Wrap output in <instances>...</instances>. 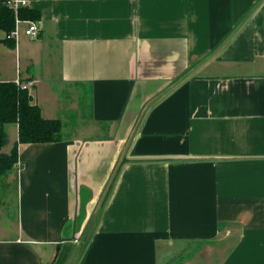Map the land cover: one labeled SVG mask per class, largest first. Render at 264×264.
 <instances>
[{"label":"crops","instance_id":"1","mask_svg":"<svg viewBox=\"0 0 264 264\" xmlns=\"http://www.w3.org/2000/svg\"><path fill=\"white\" fill-rule=\"evenodd\" d=\"M24 6L0 80L62 139L18 144L0 264H264V0Z\"/></svg>","mask_w":264,"mask_h":264},{"label":"trees","instance_id":"2","mask_svg":"<svg viewBox=\"0 0 264 264\" xmlns=\"http://www.w3.org/2000/svg\"><path fill=\"white\" fill-rule=\"evenodd\" d=\"M39 19L40 13L36 9L21 5L14 8L7 4V0H0V30L4 32L0 44L14 47L15 39L10 34L17 20ZM7 123L17 124V140L9 153H0V174L16 165L19 143H49L62 139L59 119L44 118L27 90L19 88L13 81L0 80V149L6 141L4 125ZM176 264L182 263L178 261Z\"/></svg>","mask_w":264,"mask_h":264},{"label":"built area","instance_id":"3","mask_svg":"<svg viewBox=\"0 0 264 264\" xmlns=\"http://www.w3.org/2000/svg\"><path fill=\"white\" fill-rule=\"evenodd\" d=\"M25 0H8L7 4L10 6H13L14 8H17V6L21 5L24 6ZM19 20L16 21V24H18ZM39 26L36 21H27L26 28L24 29V34L30 38H35L39 33ZM17 35V27L11 32L10 36L15 39ZM14 83L21 89H25L27 91L30 90L32 86V82H22L19 77H16L14 80Z\"/></svg>","mask_w":264,"mask_h":264},{"label":"rangeland","instance_id":"4","mask_svg":"<svg viewBox=\"0 0 264 264\" xmlns=\"http://www.w3.org/2000/svg\"><path fill=\"white\" fill-rule=\"evenodd\" d=\"M79 121L81 122V120ZM75 123L77 122L72 121V124ZM15 188V172L13 167L12 169L0 174V194H4L5 197L13 199L15 195Z\"/></svg>","mask_w":264,"mask_h":264}]
</instances>
